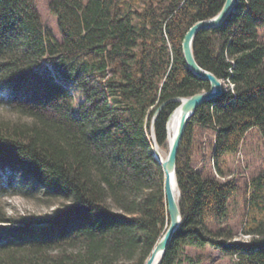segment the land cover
I'll use <instances>...</instances> for the list:
<instances>
[{
  "label": "trees",
  "instance_id": "obj_1",
  "mask_svg": "<svg viewBox=\"0 0 264 264\" xmlns=\"http://www.w3.org/2000/svg\"><path fill=\"white\" fill-rule=\"evenodd\" d=\"M225 0H50L60 36L37 0H0V197L61 201L50 214L8 216L0 206V264H145L167 225L164 172L152 123L164 102L210 88L195 75L183 39ZM264 0H238L226 22L201 31L199 64L228 80L201 105L178 155L183 221L160 264H195L186 248L211 246L230 264H264V172L249 182L241 234L226 225L239 189L220 162L250 131L264 139ZM179 106L155 121L159 146ZM215 135L224 179L193 165L195 127ZM169 150V149H168Z\"/></svg>",
  "mask_w": 264,
  "mask_h": 264
},
{
  "label": "rangeland",
  "instance_id": "obj_2",
  "mask_svg": "<svg viewBox=\"0 0 264 264\" xmlns=\"http://www.w3.org/2000/svg\"><path fill=\"white\" fill-rule=\"evenodd\" d=\"M38 9L45 25L54 29L60 36L58 21L49 9L50 0H37ZM260 38L264 41V27L260 29ZM231 88L232 83L228 84ZM0 119L10 121L30 122L31 119L20 115L11 110L0 107ZM215 135L212 131L195 127V133L190 153L192 155V165L206 174H212L218 179H224L219 173L218 168L212 160V145ZM160 148L168 152L169 145ZM157 155V154H156ZM221 168L225 171L226 178H235L239 183L236 195L229 202V219L226 225L230 226L237 233L234 240L248 241L249 237L241 234L243 218L246 212V198L249 191L250 180L261 172H264V139L257 129H253L246 136V139L237 154L227 156L220 162ZM61 204V201L54 203L46 199L27 198L22 195H11L0 197V206L7 212L8 216L39 215L50 214ZM186 255L194 258L195 264H230L233 258L224 256L219 250L206 246L200 249L195 246L186 248ZM183 264H189L185 262Z\"/></svg>",
  "mask_w": 264,
  "mask_h": 264
},
{
  "label": "water",
  "instance_id": "obj_3",
  "mask_svg": "<svg viewBox=\"0 0 264 264\" xmlns=\"http://www.w3.org/2000/svg\"><path fill=\"white\" fill-rule=\"evenodd\" d=\"M237 2L238 0H225L222 9L216 16L209 19L200 20L193 24L186 32L183 39V53L188 67L195 75L209 82L210 88L188 97L172 98L160 105V107H158L155 112L152 123V138L154 151H157L159 148V143L157 141L155 131V121L160 111L167 103H179L178 107L180 108V121L174 138L170 144L168 156L162 161L155 153V157L161 164L164 172V193L167 207V225L163 236L154 247L145 264H160L169 245L173 241L175 234L182 225L183 214L181 209V188L178 181L177 167L178 155L186 129L198 108L204 103L220 97L225 91L227 83L229 82L228 80L219 78L216 74L203 68L199 64L194 51L195 39L201 31L222 26L235 9Z\"/></svg>",
  "mask_w": 264,
  "mask_h": 264
},
{
  "label": "bare ground",
  "instance_id": "obj_4",
  "mask_svg": "<svg viewBox=\"0 0 264 264\" xmlns=\"http://www.w3.org/2000/svg\"><path fill=\"white\" fill-rule=\"evenodd\" d=\"M179 121H180V108L177 107L176 110L172 113V115H171V117L169 119V122H168V142H169V147H170V144H171V142H172V140L174 138V135H175V133L177 131V128H178V125H179ZM154 152L163 161V160H165L167 158L169 150H168V152H165L159 146L157 151L155 150Z\"/></svg>",
  "mask_w": 264,
  "mask_h": 264
}]
</instances>
